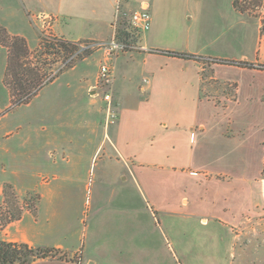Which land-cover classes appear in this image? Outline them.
<instances>
[{"label":"crops","instance_id":"obj_1","mask_svg":"<svg viewBox=\"0 0 264 264\" xmlns=\"http://www.w3.org/2000/svg\"><path fill=\"white\" fill-rule=\"evenodd\" d=\"M119 3L121 11L147 9L153 18L151 33L141 35L139 50L123 53L113 61L112 104L117 113L113 125H103L104 119L97 120L104 113L97 98L101 89L98 73L104 61L102 54L94 82L85 88L88 94L85 115L94 119L90 124L92 138L88 143L72 147L82 146L85 150L92 146L96 153L106 146L109 160L121 168L118 180L122 183L131 180L138 193L144 195H129L124 193L125 189L121 195H99L97 215L102 212L103 216L108 205L116 211L101 219L106 218L107 222L109 219L113 238L108 241L100 239L101 226L97 227L95 239L82 246L54 241L52 238L59 234L55 227L45 230L36 222L22 226L27 215L33 214L30 211L20 220L0 228V241L58 251V256L39 259L33 264H77L78 261L80 264H161L164 260L159 248L144 236L145 203L155 223L154 212L160 217L183 215L199 223L203 219L207 223L202 225L208 226L212 218L225 216V195L228 200L240 195L238 179L224 182L214 178L224 172L235 176L234 166L228 171L226 164L234 160L235 154L238 157L241 144L225 136V113L210 111V106L216 107L205 91L208 74L204 66L207 64L160 52H179L218 61L212 65L214 77L211 79L236 83L240 101L255 97L250 91H257L256 77L264 74V33L255 18L236 9L235 0H0V26L10 36L24 38L30 50L37 47L44 31L74 42H106L113 37ZM162 13L163 20H157ZM170 13L172 20L166 18ZM182 20L190 23L187 31L190 49L175 51L156 44L174 37ZM59 22L63 24L61 33L57 32ZM8 58V49L0 43L2 81ZM223 61L246 62L253 67ZM139 74L142 83L138 82ZM176 103L187 105V111L184 107L176 110L172 107ZM77 116L81 118L80 113ZM41 188V200L64 192L62 186L54 185L51 180L44 181ZM138 199L142 200L140 209L135 204ZM3 200L4 189L0 186V203ZM41 238L50 242H43Z\"/></svg>","mask_w":264,"mask_h":264},{"label":"rangeland","instance_id":"obj_2","mask_svg":"<svg viewBox=\"0 0 264 264\" xmlns=\"http://www.w3.org/2000/svg\"><path fill=\"white\" fill-rule=\"evenodd\" d=\"M120 12L114 28L116 38L138 45L141 35L151 31L136 30L130 24L133 12ZM163 17L162 13L157 20H163ZM166 18L172 20L174 17L170 13ZM182 21L174 37L159 40L156 44L175 51L190 49L187 36L190 23ZM62 25V22L58 23V33H61ZM120 28L132 37H119ZM261 31L264 33V30ZM45 41L49 47H44ZM99 43L102 42L77 41L76 52L65 55V52L53 46L58 44L57 39L44 31L37 47L29 49L28 60L45 83L26 104L12 98L5 77L2 81L0 65V186L3 189L10 186L15 195L10 201L0 203V221L6 220L9 213L19 210L23 216L33 209L35 212L27 215L22 226L36 222L45 230L55 227L59 234L52 240L71 246L90 243L100 226V239L108 241L113 238L108 227L109 219L108 222L106 218L101 219L116 211L112 210V205H108L103 216L102 212L97 215L99 195H121L124 189V193L128 192L129 195H144L138 193L137 186L131 180L125 183L118 180L121 168L115 161L109 160L106 146L100 147L96 153L92 146L85 150H82V146L80 149L72 147L73 144L88 143L90 136L92 138L90 124L94 119L85 115L88 104L85 88L94 82L99 68L103 54V50L97 46ZM89 45L90 48L83 49ZM216 62L204 60V64H207L204 66L207 69L205 73L208 74L205 91L216 107L210 106V111L225 113L224 134L239 141L241 151L238 157L235 154L231 166L226 164L228 171L234 166L235 176L224 172L214 178L224 182L238 179L240 195L229 200L225 195V216L212 218L208 226L202 225L207 223L203 219L199 223L183 215L160 217L154 212L155 223L147 213L145 203L143 232L146 241L154 242L162 259L171 261L170 264H264V74L256 77L257 91H250L256 96L249 101H240L236 83L211 79L214 77L212 65ZM74 66L76 68L72 70ZM142 80L139 74L138 82L142 83ZM103 93L100 89L97 98L98 106L103 108L104 113L96 117L99 122L104 119L102 124L113 125L117 121L115 104H112V113L116 116L111 120L113 123H109L108 104L103 99ZM172 107L176 110L184 107V111H187V105L176 103ZM77 113L81 114L80 119ZM103 125L98 131V145ZM50 180L54 185L63 187V195L41 200V185ZM141 203L142 200H135L139 209ZM40 240L48 241L44 238ZM145 252H149V249H145Z\"/></svg>","mask_w":264,"mask_h":264},{"label":"trees","instance_id":"obj_3","mask_svg":"<svg viewBox=\"0 0 264 264\" xmlns=\"http://www.w3.org/2000/svg\"><path fill=\"white\" fill-rule=\"evenodd\" d=\"M119 37H132L126 30L119 29ZM58 41L57 48L65 55H71L76 52L77 42L65 40L61 37H55ZM135 38V37H134ZM82 42H94L91 40H81ZM0 43L3 44L9 51L8 67L5 74V81L10 88L12 98L21 104L29 103L34 95L43 86V79L40 77L37 69L32 67V63L28 60L30 56L28 44L24 38L12 37L7 31L0 26ZM44 47H49V43L45 41ZM172 57L182 59H194L204 64L203 57L184 54L171 51H160ZM215 61V60H214ZM222 62V61H221ZM229 65H239L253 67L246 62L223 61ZM206 64V63H205ZM15 198L10 186L4 189V200L10 201ZM32 212L35 210L32 209ZM21 211L9 213L6 220L0 221V228L21 219ZM58 256V251L55 249H35L26 243L0 241V264H33L39 259H46Z\"/></svg>","mask_w":264,"mask_h":264},{"label":"built area","instance_id":"obj_4","mask_svg":"<svg viewBox=\"0 0 264 264\" xmlns=\"http://www.w3.org/2000/svg\"><path fill=\"white\" fill-rule=\"evenodd\" d=\"M120 3L117 8V18L121 14ZM235 7L238 11L250 14L259 22V28L264 30V0H235ZM116 18V21H117ZM130 24L133 28L140 32L149 31L152 27V15L147 9L135 11L130 16ZM116 28V22L115 26ZM101 50H103L104 61L100 66L98 73V87L101 88L103 93V99L108 104L109 123H113V118L116 116L112 113V95H113V84H114V71H113V61L114 59L127 52H133L139 49L138 45L123 42L116 38L115 34L113 37L107 41L97 44ZM91 46L83 47V49H88ZM196 175L197 173H192ZM77 264H80L78 261Z\"/></svg>","mask_w":264,"mask_h":264}]
</instances>
